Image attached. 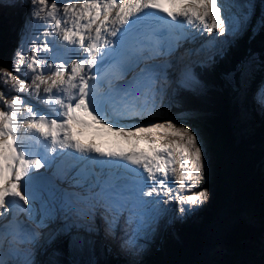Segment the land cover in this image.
I'll use <instances>...</instances> for the list:
<instances>
[{
  "label": "snow or ice",
  "instance_id": "obj_1",
  "mask_svg": "<svg viewBox=\"0 0 264 264\" xmlns=\"http://www.w3.org/2000/svg\"><path fill=\"white\" fill-rule=\"evenodd\" d=\"M29 3L31 21L38 22L36 31L14 52L11 71L0 68V217L18 209L27 212L37 227L55 226L56 235L75 242L71 217L79 214L80 205L111 214L106 223L113 229L127 213L125 222L140 230L167 213L160 207L161 197L164 205H178L180 216L203 204L209 193L196 191L206 172L199 134L173 118L144 120L157 115L156 96L165 91L157 82L168 65H146L131 81L123 77L133 67L128 58L133 46H137L134 63L138 65L141 54L152 50L153 40L156 47H167L170 55L173 41L187 39L188 29L195 30L192 35L237 36L242 18L225 0ZM192 79L185 67L181 84ZM259 103L264 106V92ZM132 117H140V123L122 122ZM73 124L100 125L152 145L156 139L150 133L168 129L179 172L173 147L154 146L150 152L103 150L76 139ZM58 149L59 155L76 161L70 172L72 186L79 191L57 188L52 177L39 171L52 167L56 160L52 154ZM105 168L116 171L106 173ZM7 229L0 224V238ZM27 238L35 239V234Z\"/></svg>",
  "mask_w": 264,
  "mask_h": 264
},
{
  "label": "trees",
  "instance_id": "obj_2",
  "mask_svg": "<svg viewBox=\"0 0 264 264\" xmlns=\"http://www.w3.org/2000/svg\"><path fill=\"white\" fill-rule=\"evenodd\" d=\"M227 1L246 19L241 32L222 45L210 67L196 69L202 91L176 85L166 108L206 140L213 181L208 206L195 219L174 221L159 248L138 259L114 248L112 256L105 252L85 264H264L254 254L264 231V113L253 103L264 83V0ZM10 28L0 15V61L12 47ZM105 240L107 250L112 242ZM58 250L60 263L83 264L69 240Z\"/></svg>",
  "mask_w": 264,
  "mask_h": 264
},
{
  "label": "rangeland",
  "instance_id": "obj_3",
  "mask_svg": "<svg viewBox=\"0 0 264 264\" xmlns=\"http://www.w3.org/2000/svg\"><path fill=\"white\" fill-rule=\"evenodd\" d=\"M225 3L227 5L231 6V10L232 12H234L236 15L240 16L242 18L243 21V26H244V22H245V18L242 16V14L238 11V6L235 3H230L227 0H225ZM30 8L31 5L29 3V0H0V15L2 17V20L4 21H8L11 28H10V33L13 37L12 41H11V46L9 47V51L6 54L7 59H4L2 61H0V68H4L8 71H11V61L14 55V52L17 50L18 47H24L25 46V41L30 40L33 33L36 31V25L38 22L35 21H31L30 18ZM243 28V27H242ZM214 38H217L218 40L215 43V48L212 49V53L214 52H220L222 51V45L229 42L230 40H232L233 35L232 34H228L224 37H217L215 36V33H213ZM215 49V50H214ZM27 51V49H26ZM210 52H206L205 55L209 56ZM211 53V54H212ZM204 55V56H205ZM194 61V59L190 60V64H192V62ZM173 70V68H172ZM171 72V69L169 70ZM163 75H165L167 78H161L157 84V87H163L165 89L164 92L157 94L156 96V111H157V115L154 116H145L144 120H158L161 118H173L174 117H170L168 116V114L166 113V108L167 105L170 103V96H171V91L173 89L172 84H173V76H171L168 72H165ZM162 81H166L162 82ZM183 84L188 85L187 82H184ZM189 89H194L195 91H198L195 88H191L188 87ZM261 92H264V83H262V85L259 87L257 92H253L254 95V105L255 107L257 106L259 108V110L261 112H264V106H262L259 103V95ZM10 98V97H9ZM33 103H37L36 101H33ZM42 107V105H41ZM131 119V118H130ZM130 119H125L124 122H126L127 120ZM129 123H140V117H134ZM150 135L156 139V141H158V143H163V144H169L173 147H175L174 145H172L171 141H172V137H171V133L168 129H156L154 130L152 133H150ZM201 135V140L202 143L204 145V149L205 152L207 151V144H206V140L203 136L202 133H200ZM206 178H204V180L202 182V184H200L199 188L196 189V191H199L200 189H207L209 195H208V199L204 201L203 204H201L200 206L194 207L192 208V210L187 211L183 216H180L179 214V206L178 205H166V209H167V213L161 215L160 217V222H159V218L156 221H153L151 224V230L149 229L143 236H140L137 239H132L134 240L133 242H131V244L129 243L128 239L129 236H127L125 233H123V235L119 232L120 231H110V232H106L107 235L106 237L113 243L111 244L112 246L114 245V248L117 251H124L127 257H132V258H136L138 259L139 256H141L142 254H146L148 252H151L153 249H157L159 248V240L164 237L166 235V232L170 231L171 228V224L176 221V220H185L186 218L188 219H195L198 215L199 212H202V208H206L208 206V203L210 201L211 198V194H212V187H213V181L212 180V170H211V165H210V158H208L206 161ZM212 182V183H210ZM211 184V185H210ZM197 215V216H196ZM100 221H97L95 224H93V227H98ZM89 226V225H88ZM91 227H89L88 229L90 230ZM102 232H105L104 228H101ZM88 233H90L88 231ZM98 233V232H97ZM169 233V232H168ZM87 235V234H86ZM90 240L93 239H99L95 234H93V236H89ZM82 241L84 242V244L86 245V248L90 250V252L86 251H80L81 255L83 256L84 259H87L86 261H83L82 258H80L78 256V251L76 248H72L74 251H71L72 254L82 260L83 262H92L95 261L96 258L102 254L107 252V255L112 256L113 254H110V250L111 247L109 246L108 249L106 250V247L108 244H104L100 239V248L99 250L97 249V245H91L89 240L85 237V239ZM55 244V243H54ZM53 245H48L47 246V250H49V252H47L46 254L48 255L51 264H61L57 261V255L59 256V250H58V246L59 244L57 243L55 246ZM131 245V246H130ZM72 246V245H71ZM254 254L257 257L260 258H264V231H263V237H262V241L260 246L256 247V249L254 250ZM217 257H219V255H217ZM215 260V259H214ZM213 260V261H214ZM49 261V262H50ZM218 261V260H217ZM237 263H247L245 260L241 259H236L235 260ZM46 261L42 260L40 264H45ZM29 264V263H26ZM218 264V263H217ZM250 264H252L250 262ZM255 264H261V263H255Z\"/></svg>",
  "mask_w": 264,
  "mask_h": 264
},
{
  "label": "bare ground",
  "instance_id": "obj_4",
  "mask_svg": "<svg viewBox=\"0 0 264 264\" xmlns=\"http://www.w3.org/2000/svg\"><path fill=\"white\" fill-rule=\"evenodd\" d=\"M234 37V36H233ZM190 53V55H188ZM212 52H210L209 53V56H211L212 54H211ZM198 53H197V51L196 50H193L192 52H190V51H187L186 52V54H185V56H183L184 58H186V56L187 57H192V58H196V57H198ZM175 64L176 63H174L173 65H171V67H173V68H175L176 66H175ZM178 64V63H177ZM182 67H185V66H187L186 64H182L181 65ZM210 67V66H209ZM168 70H170V69H168ZM134 118V117H133ZM132 118V119H133ZM132 119H130V120H127L126 121V123H129ZM122 122H124V121H122ZM96 170V169H95ZM82 216H87L86 217V220L85 221H82V220H79V222H81L82 224H84L85 222H87V221H89L90 220V218H91V214H88V215H82ZM161 217V216H160ZM71 221L73 222V220L71 219ZM97 221H100V219L99 218H97ZM88 225H89V223L87 222V223H85V227H88ZM125 228H126V226H123V233H124V231H125ZM75 233H77V234H75ZM75 233H74V236L75 237H78V239L75 241V242H73V241H70V239L67 237V236H65V241L66 240H69V246H71L72 245V247H77V248H79V253H78V256H80L81 255V252L80 251H83V252H86V251H88V252H90V250L89 249H87L86 248V245L84 244V242L79 238V235L80 236H82L84 233H85V230L84 229H82V228H77V230L75 231ZM130 234V230H128V234L127 235H129ZM123 235V234H122ZM139 238V237H138ZM30 249H31V247H30ZM91 253V252H90ZM81 257H83V256H81ZM84 258V257H83ZM47 262H49V261H47ZM46 262V263H47ZM45 263V264H46Z\"/></svg>",
  "mask_w": 264,
  "mask_h": 264
},
{
  "label": "clouds",
  "instance_id": "obj_5",
  "mask_svg": "<svg viewBox=\"0 0 264 264\" xmlns=\"http://www.w3.org/2000/svg\"><path fill=\"white\" fill-rule=\"evenodd\" d=\"M98 231H102V230H101V229H98L97 232H98ZM97 232L95 233L94 230H92V233H90V234H95V235H96ZM102 233H103V232H102ZM99 239H100L103 243H105V238H104V237H99ZM99 239H96L97 242H94V245H97V249H98V250H99V248H100V246H99V245H100ZM61 241H62V242L64 241V240H63V236L59 238V241H58V242H61ZM69 248L71 249V247H69ZM71 250L74 251L73 249H71ZM77 251L79 252L78 249H77ZM79 260H80V259H79ZM57 261L59 262L58 256H57ZM80 261H81V260H80ZM48 263H49V262H48ZM59 263H60V262H59ZM61 264H62V263H61Z\"/></svg>",
  "mask_w": 264,
  "mask_h": 264
}]
</instances>
